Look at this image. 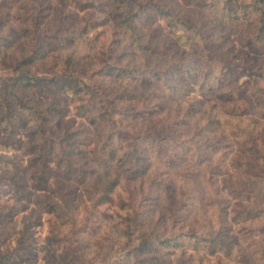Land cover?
I'll list each match as a JSON object with an SVG mask.
<instances>
[{
	"label": "trees",
	"instance_id": "trees-1",
	"mask_svg": "<svg viewBox=\"0 0 264 264\" xmlns=\"http://www.w3.org/2000/svg\"><path fill=\"white\" fill-rule=\"evenodd\" d=\"M13 1L0 0V12L11 9ZM29 1L37 6H21L20 14H14L16 27L0 36V66L6 71V75L0 77V130L11 134L17 129L25 131L33 151L28 163L36 170L32 174L35 193L49 190L56 178L84 185L94 176L90 190L99 193L94 199L96 206L112 203L120 180L126 187L138 184L142 202L161 200V208L169 221V228L164 232L147 229L139 221L132 188L127 200L118 196L119 208H115L113 214L97 210L109 223L105 224L108 233L122 241V264H189L184 257L187 249L196 254V264H202L200 253L212 255L215 251L220 252L228 264H264V248L257 238L264 231V217L261 220L260 216H264V123L258 121L264 117V70L246 71L251 79V97L261 114L244 119L245 110L235 108L243 86H232L228 81L227 76L233 74L229 65L214 72L209 63L211 58L205 52L211 42L226 41L229 33L217 30L215 36L207 40L202 34L206 27H214L208 26L210 23L229 28L240 25L246 31L244 42L264 48V0H180L183 10L153 0ZM72 2L76 5L74 11L70 9ZM95 11L104 13L103 17H96ZM158 19L163 26L156 24ZM103 25L113 37L122 35L123 44L120 40H114L115 46L113 40L107 44L103 43L105 40L99 42L98 33H91ZM166 27L170 34L173 30L183 33L190 42L189 54H195V46H199L198 58L202 55L207 63L169 62L149 67V56H162L169 49L153 44ZM119 46L124 50L130 48V54L141 63L124 60L125 51L117 52ZM95 48L96 54L90 55ZM95 75L99 76L95 85L84 81ZM194 87L205 100L214 96L218 102L213 107H221L227 114L215 120L208 114L209 130L203 128L207 133L197 142L183 136L180 128L169 130L171 124L189 127L201 111L203 101L191 96ZM59 94L68 95L74 103L75 117L84 118L96 129L103 130L99 134L98 148L88 150L81 146V139L69 131V104L62 101ZM178 98L189 103L180 114L177 113L181 110L175 109L170 125H153V129L158 130V138L154 139L161 145L152 151L154 140L133 133L135 130L129 125L142 113L153 118L167 113L168 103ZM133 102L137 103L135 111L129 107ZM115 114L119 118L115 119ZM55 128L61 130L62 137H52ZM175 141L189 145L187 152L190 145L196 149L202 147L208 152L204 157L209 161L220 149L223 155L234 152L233 168L237 170L245 165L244 173L259 183L255 192L250 181L239 185L235 180L231 186L223 188L243 202L235 214L237 219L252 215L246 220L251 224L239 229L241 238L230 236L232 226L221 220L217 222V229H210L208 233L192 225L175 231L174 225L180 221L177 214L188 191L183 185L186 176L177 170L181 163L178 152L166 148L168 142ZM175 143L178 147L179 142ZM49 148L54 153L52 158L45 153ZM238 153L244 157H239ZM197 154L201 155L199 151ZM151 156L158 168H151ZM161 168L168 177L172 173L180 179L173 190L159 192L165 178ZM7 179L9 187L21 197L13 175ZM35 203L47 210L57 206L41 197ZM10 213V210H0V228ZM111 219L116 223L110 222ZM213 247H217L216 250ZM0 264H13L11 251L0 250Z\"/></svg>",
	"mask_w": 264,
	"mask_h": 264
},
{
	"label": "rangeland",
	"instance_id": "rangeland-1",
	"mask_svg": "<svg viewBox=\"0 0 264 264\" xmlns=\"http://www.w3.org/2000/svg\"><path fill=\"white\" fill-rule=\"evenodd\" d=\"M153 1L183 10L180 0ZM25 4H28L29 7L37 6L33 1L14 0L11 4V9H4L3 12H0V36L4 35L7 30L16 27L14 14H20V7ZM74 6L76 5L72 2L70 5L72 11L75 10ZM43 13H47V11H43ZM94 13L99 18L104 15V13L97 11ZM156 24L163 26L161 19H158ZM208 26L214 27L203 29L202 34L206 36V40L207 38L212 39L217 30L223 34L229 33L226 41L222 43L211 42L208 50L205 51L211 58L206 57L210 59L209 63L214 72L223 66L229 65L228 68L232 70L233 74L227 76L228 81L231 82L232 86H243L239 89L241 95L235 104V108L245 110L244 119L260 116L261 111L255 105L253 97H251L253 92L249 83L251 79L246 71L264 70V48L260 46L253 47L244 42L246 31L242 30L243 27L240 25L229 28L210 23ZM168 31L170 29L168 30L166 27L161 32L162 35L153 44L158 47L167 46L169 49L162 56H149V67L156 63L161 66L169 62H192L193 64L191 65L197 62L202 65L207 63L202 55L198 58L197 51L199 46H195V54H189L190 42L187 41L180 30H173V34ZM95 32L98 33L99 42L105 40L103 43L107 44L113 40L115 42L113 45L115 46L116 41L114 40H120V43L123 44V36L117 35L113 37V34H110V30L104 25L94 29L91 34ZM120 48L121 46L116 47L117 52L125 51L124 60H130L131 64L141 63L139 60L137 61L138 58L135 59L130 54V48H126V50ZM93 52L96 54L97 49L91 50L90 55ZM5 75L6 71L0 66V77ZM98 78L99 76L95 75L91 79H84V81L95 85L94 81L98 80ZM244 82H246V85H243ZM191 94L192 97L201 99L203 104L201 111L196 114L189 127L185 128L183 125L176 126L175 124L174 126L171 124L175 118V109L184 110L186 104L189 103L184 98L169 102L167 105L168 112L158 114V116H155L156 118H153L148 113L138 115L137 120L130 123L132 125H129V127L135 130L133 133L142 134V136H148L154 140L152 151L156 150L158 144H160L159 141L154 139L158 138L156 134L158 130L153 129V125L163 127L171 124L169 130L180 128L183 131L179 132L183 136L197 142L202 134L207 133L203 128H209L210 124H207L208 114L212 116L213 120L227 117V114L224 113L225 110L223 108L213 107L214 103L218 102L214 96H210L209 99L205 100L203 96L199 95L196 87L192 89ZM60 96L62 101L69 104L70 114L67 116L71 117L69 131L75 133L76 138L81 139V146L87 147L88 150L98 148L99 134L103 130L96 129L84 118L75 117L73 113L74 103L68 95L61 94ZM181 101L184 103H181ZM196 105L197 102L194 106ZM136 106L137 103H131L129 106L130 110L135 111L137 109H135ZM182 110L177 114H180ZM114 118H119V116L115 114ZM258 121L260 124L264 123V117ZM124 122L130 121L124 120ZM212 128H215V124L212 125ZM51 135L58 139L62 137V132L60 129L55 128ZM28 141L29 139L23 129H17L15 134L0 130V176L2 177V179L0 178V210L11 211L10 214H7L9 215L7 217V222L9 223H4V226L2 225L0 228V239L3 240V243L0 244V250L11 251L13 264H122V241L117 235L108 233L105 224L109 223L106 222L104 215L97 214V210L113 214L114 209L119 208L118 196L127 200L129 188L134 189L136 194L133 202L138 213H140L139 221L141 220L144 227L154 231L158 230L159 232L168 230L169 221L166 219L163 207L161 208L162 201L142 202L138 184L126 187L123 180H120V184L112 196V203L103 206L94 205V199L98 198L99 194L90 190L94 176H90L84 185H77L75 182L56 178L54 179L55 183H53V180L51 181L53 185L49 190L35 193L32 187V174L36 170L30 167L31 165L28 163L33 152L29 148ZM175 142H179L178 147H175L177 144ZM175 142H168L166 148L170 151L178 152L181 163L178 165L177 170L186 176V183L183 185L186 186L185 190H188L185 192L184 205L180 207L177 214L180 221L174 225L175 231L185 230L189 225H192L199 231L208 233L210 229L216 230L218 227L217 222L221 220L232 226L230 236L236 235L241 238L242 232H239V229H241V226L247 227L251 224V221L246 220L251 218L252 215L249 218L237 219L235 214L241 209L240 206L243 205V202L236 199L234 195L228 194L223 188L224 186H231L235 180H237L239 185L250 181L255 192L259 188V183L252 181L244 173L247 168L245 165L237 170L233 168V166L235 167V160L232 162L234 152L223 155L222 149H220L215 155H211L212 160L209 161L205 160L208 152H205L202 147L196 149L190 145V149L187 152V146L189 145L180 141ZM183 146H185V149ZM58 151L61 153L60 150ZM197 151L201 155H198ZM45 153L50 158L54 156L52 148L46 149ZM238 156L244 157L242 153H238ZM149 161L152 164V169L158 168L154 157L151 156ZM160 171L165 176L159 187L160 193L173 190L175 185L176 187L179 185L180 179L174 177V174L171 173L168 177L162 171V168ZM10 175H13V181L18 184L17 188L21 197H18L14 189L9 187L7 178ZM142 189L145 190V185H143ZM38 197L43 198L47 202L57 204V206L49 210L42 209L35 203ZM257 206L255 207L260 208L259 205ZM260 216L262 217L261 220H263V214ZM110 222L116 223L114 219H111ZM257 238L261 247L264 248V231ZM216 248L213 247L214 250ZM200 256L203 257L202 264H228L218 251H215L212 255L200 253ZM184 257L188 259L189 264H196V254L192 250L187 249ZM217 257H221V259L217 260Z\"/></svg>",
	"mask_w": 264,
	"mask_h": 264
}]
</instances>
